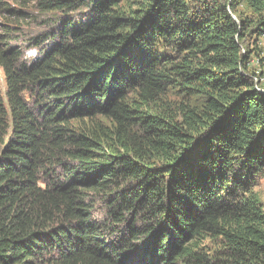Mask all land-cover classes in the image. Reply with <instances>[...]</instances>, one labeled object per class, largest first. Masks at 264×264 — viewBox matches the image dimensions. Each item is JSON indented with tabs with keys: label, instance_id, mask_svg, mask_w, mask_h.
I'll use <instances>...</instances> for the list:
<instances>
[{
	"label": "trees",
	"instance_id": "16d2710c",
	"mask_svg": "<svg viewBox=\"0 0 264 264\" xmlns=\"http://www.w3.org/2000/svg\"><path fill=\"white\" fill-rule=\"evenodd\" d=\"M14 1L0 264H264V0Z\"/></svg>",
	"mask_w": 264,
	"mask_h": 264
},
{
	"label": "rangeland",
	"instance_id": "374dc122",
	"mask_svg": "<svg viewBox=\"0 0 264 264\" xmlns=\"http://www.w3.org/2000/svg\"><path fill=\"white\" fill-rule=\"evenodd\" d=\"M0 3H2L5 6H8V8L14 9L15 7H19L18 3L15 2L14 0H0ZM1 7V6H0ZM7 13L4 12H0V29L3 27V22L6 23V18L7 17ZM35 26V25H33ZM26 26H24V29L22 28L21 32H20V38L22 39H26V38H30L35 36L36 34H38L39 30H37V28L31 27L30 29H25ZM252 49V48H251ZM257 51L258 54L256 57L253 58V63L255 64V71H256V75L258 76V74L260 75V73H262V77L260 78V80L258 79V82L262 87V89L264 90V38H261L259 40L258 46H257ZM24 53L26 56V59L29 61H33L37 58V52L33 49H29L25 48L24 49ZM262 62H259V61ZM0 89L2 91V93H4L5 90V80H4V76L2 74V72L0 71ZM254 192L257 194L258 198L261 201V204L263 206V210H264V177H262L258 184L257 187L255 188Z\"/></svg>",
	"mask_w": 264,
	"mask_h": 264
}]
</instances>
